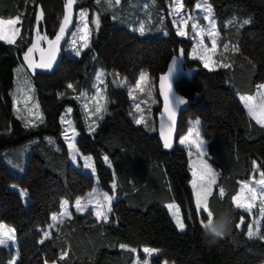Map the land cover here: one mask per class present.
Segmentation results:
<instances>
[{"label": "trees", "instance_id": "trees-1", "mask_svg": "<svg viewBox=\"0 0 264 264\" xmlns=\"http://www.w3.org/2000/svg\"><path fill=\"white\" fill-rule=\"evenodd\" d=\"M141 1L121 0L120 6L125 11ZM197 1L183 0V4L193 9ZM66 2L0 0V18L21 19L16 43L0 40V157H6L17 169L22 159L14 150L25 144L30 147V172L13 173L0 158V223L15 229L16 264H134L144 257L143 247L162 250L151 258V264L264 263V240L248 237L250 216L236 208L232 200L242 182L264 171V126L239 99V94H254L257 85L264 82V0H209L219 20L222 41L232 40L239 49L230 53L229 67L214 70L204 68L198 60H189L191 41L179 37L169 21L163 24L167 35L162 31L153 36L141 35L124 19L116 23L114 15L97 5V0H75V10H89L90 22L94 14H99V26L93 25L91 47L78 58L63 52L56 71H36L32 75L43 122L26 127L14 114V70L23 63L37 12L43 11L40 29L51 40L59 33ZM153 9L159 14L155 5ZM158 16L151 27L159 21ZM233 18L251 22L243 27L226 26V21ZM182 48L185 63L194 73L191 77L183 75L177 84L178 92L188 101L181 114L179 137L187 132L189 119L202 120L208 161L219 173L208 208L214 220L221 214L231 220L229 230L214 243L204 240L200 221L207 220V213L195 204L187 150L177 145L178 140L165 148L158 133L157 117L162 105L159 93L154 131L136 123L138 115L127 88L141 71H147L157 87L159 77ZM99 68L110 76L121 75L126 83L119 85L108 77L107 112L90 131L75 97L92 89ZM69 83L74 89L67 87ZM67 108L74 111L77 150L93 157L101 189L116 193L117 200L107 223L72 208L71 217L44 240L43 231L52 224L63 200L74 205L95 186L94 176L73 166L62 137L61 118ZM114 181L117 186L113 191ZM13 184L26 190L30 198L27 207L19 193L10 188ZM220 188L224 189L222 198ZM171 202L180 209L185 231L179 230L166 206ZM242 217L244 224L236 227ZM12 253L11 248L1 247L0 264H11ZM62 253H66L63 258Z\"/></svg>", "mask_w": 264, "mask_h": 264}, {"label": "rangeland", "instance_id": "rangeland-1", "mask_svg": "<svg viewBox=\"0 0 264 264\" xmlns=\"http://www.w3.org/2000/svg\"><path fill=\"white\" fill-rule=\"evenodd\" d=\"M181 3L183 4V0H181ZM120 4H121V0H120L119 4H115L114 0H112L111 3H109V0H99V3H97V5H99L104 11L114 15L113 18H114L116 23H119L118 22L119 20L124 19L123 22L128 24L132 30L136 31L139 34H141L139 31V28L141 25H143L145 31L141 35L153 36L156 33L161 32V31H162L163 35H167L168 34L167 29H166V27L164 28L163 24H164V21H169L177 34H178V29L184 30L188 33L187 36H180V35H178V36L181 38H185L188 41H191L192 48H191L189 55H188L189 60L190 61L198 60L203 65V61L199 59V56L206 54L204 51L205 48H207L209 50L212 48V43H211L212 37L208 35V31L211 29V24H210L209 19L206 18L207 12L204 10L206 5H211L209 0H198L196 5L200 4L201 8H197L195 5V7L193 9H188L183 4V10L180 12L174 11V9L176 8V0H142L140 3L141 5L136 3V5H134V7L127 8L125 11L122 10ZM154 5H155V8L158 10L159 14L154 11V9H153ZM211 9H212V19L215 22L216 31L219 33V35L216 37L217 47H216L215 53L213 54V53L209 52L207 54L211 55L212 62H214L216 64H221V63L222 64H228L229 55L231 52H233V47L234 46L236 47V43L232 40L222 41V33L219 29V20L215 17L214 10H213L212 6H211ZM40 12H41V10H39L37 12V16L39 15ZM81 12L87 13V17L84 20L81 19V16H80ZM66 14H67V8L65 7L64 16ZM37 16H36V23L34 25L33 33L31 36V40L29 41L28 48L25 49L24 54L26 52H28V49L31 48L33 46V44L37 45L36 49L37 48H44L48 44V42L51 41L40 29V24L43 20V17L39 21V25H37ZM157 16L160 17V18H158L159 21L155 22V26L152 25L153 27H151V24L155 21ZM189 17H191V19H189ZM16 18L17 17L7 18V19L6 18H0V20L9 21V20H15ZM97 18L99 20V14L96 13L92 17V21H91L92 24H91L89 10L87 8L75 10L74 4H73L72 11H71L70 23L67 25L65 33L63 35L65 37V40H66L65 46H64V52L67 56L72 57V58H78L81 56V54L85 50H87L91 47L93 25H94V27H97V25L95 23ZM20 20L21 19L19 17V22H20ZM185 20L187 21V25H185L183 23V21H185ZM233 20L235 22L230 24L229 21H233ZM62 22H63V20H62ZM242 22H239L237 19L233 18L231 20L226 21L225 25L226 26L243 27L244 25L241 26ZM18 23L15 25H9V24L0 25V28H2L5 33L10 35L12 33V31L14 30V28H19ZM85 24H87V26H88V28H87L88 47L82 48L80 55L77 56L75 54L76 49L81 48V46L84 43V41L81 39V37L85 34V32H84V25ZM120 24H123V23H120ZM193 24H196L198 26V29L204 30L202 36L199 33V31H194L192 29ZM37 28H38V31H37ZM19 30H20V28H19ZM59 32H60V30H59ZM38 37H45V38L39 39ZM16 38H17V36L15 37V39ZM201 39L203 41L202 44L200 43ZM73 41H76V43L73 44ZM225 45L228 46L227 49H225V47H224ZM194 49L196 50L195 55H194V51H193ZM182 50H183V55L181 56L180 52H179V56H178L179 59L177 62L179 64V66L182 68L183 74L188 76V77H191L194 73V70L187 67V65L185 63V59H184L185 50L183 48H182ZM31 60L34 63H37L38 57H37L36 53H33V52L31 53ZM218 68L219 67H214L211 70L218 69ZM36 71H37L36 68H35V70H33L29 66V61L25 60L24 55H23V63L18 65L14 70L15 80H14V87L11 91V95H12V98L14 101V114H15V116L20 121H22V123L24 125H26V123H28V122H31L30 126H36V125H39L43 122V113H42V110H41V107L39 104V99H38L39 93H38L37 88L34 85L33 78H32V75ZM142 72H146L148 74L147 82L143 84V87H144L143 92H141L139 89H135V85L138 82L140 74ZM101 73H103V76H100ZM98 77H99V79H98ZM108 77L111 78L115 83H118L119 85L124 84V83H121V81L125 80V78L122 77L121 75H119L117 73H115V74L112 73L110 76L108 72L99 68L95 74L92 89L84 90L82 92L83 95L75 97V99H77L80 103V106L84 112V115H85V118L87 120L89 128L91 127L94 129L99 124V122L105 117V114L107 112L108 101H107V96H106V83H107ZM261 85H264V82L257 85V89H256V92L254 94H239V99H240L242 105L248 111V113H249V110H248V107L246 106V102L243 101L241 99V97L253 96L255 98L254 102L257 105H259L262 102V97H264V88H261L260 87ZM127 88H128L129 94H130L131 99H132L134 111L138 115V119H141V117L143 118V123H139V124L144 125L150 129L155 128L156 124H155V115H154L155 112H154V110L158 106V99H157L158 88L156 87L155 83L151 79L149 73L147 71H141L139 73L136 81L134 83H131L130 85H128ZM133 89H135V90L133 91ZM98 92L100 93L99 97L97 96ZM94 98L99 99V103L103 105V108L96 115H90V113H95L96 107H97V100ZM137 105H139L140 110H137V107H136ZM85 106H87V107H85ZM68 109H71V111L69 112ZM73 114H74L73 109L67 108L66 111L64 112L62 118H61V121L63 123L62 137L64 138V140H65V142L69 148V152H70V155H71V158L73 161V166L76 167L78 170L82 171L83 173L92 175L95 178L94 188L91 191H89L85 196L77 199V200H82V202L87 206L86 211H83V212L79 211V212L82 214H85V215L90 214L94 218H97L95 215V211H96L95 201H96V199H99L101 201V203H104V194L107 193L108 195L114 197V199L111 202V207H112V205H113L112 203L116 200V193H109V192H106V191L101 189L100 184H99V179H98V176H97V173L95 170L93 157L91 155H83L77 151V149H76V138H77L78 132L76 130L75 124L72 121ZM197 120L200 121L198 131H199L200 136L203 138V136H202L203 122L200 118H194V119H189V126H188L187 132L184 135H181L177 141V145L181 148H185L188 152L189 165H190L191 173H192V180L190 182V185L192 187H193V185H192L193 179L197 178V177L193 176V171H196L198 175L201 173V165L199 163L201 157L199 155V150L196 148L195 144H192L190 142L181 143L180 141L183 137L188 135L189 129L193 128V124ZM65 133H67V136L65 135ZM195 139H196V135H195V132H193L191 140H195ZM70 144H74V146H75L74 149L69 147ZM14 151L16 154H20V156H21L20 159H22V160H19L20 164L17 166L18 170L13 165L10 164V162L6 159V157L1 156L0 158L8 165V167L10 168V170L13 173L23 174L25 171L30 172L31 164L29 161H27V159L30 155L29 145L25 144V145L19 147L18 149L14 150ZM204 152H205V154L202 157V159L204 161H206L207 164L211 166L212 170L217 174L215 177V183L211 185V193H212L214 187L216 186L219 173L215 170V168L208 161L207 141H206V145L204 146ZM86 157H91V160L88 162L93 164V166H94L93 168H89V167L85 166L86 165V160H85ZM11 161H13V160H11ZM254 178L259 179V173L253 175V177L250 180L242 182L241 186L245 182L252 181L253 186L255 187L256 185L254 183ZM201 186L207 187V182L206 181L198 182L197 187H201ZM241 186H240V188H241ZM10 188L12 190L16 191L17 193H19V190L22 189V188L18 187L17 185H14V184L10 185ZM193 190L196 194L197 189L193 187ZM260 190L261 189L258 187L257 188L258 194H259ZM210 195L207 197V205H208V200H209ZM21 197L24 201L25 206L27 207L28 204L30 203V198H29L28 194L26 196H21ZM89 200L92 201L91 204L88 203ZM65 201L66 200H63L60 211L55 214L59 218L57 220L52 219L51 227L48 226L43 231V239L44 240H46L50 237L52 230H54L58 225H61L65 219L71 217V215H72L71 209L72 208L76 209V202L74 205H71L70 203L67 202V205H68L67 211L70 213V215L61 216L60 214L62 212H64V202ZM195 204H196V196H195ZM172 205L178 207L177 203H174ZM259 207H260V200L258 198L256 201V207L253 208L250 213L249 212H247V213L250 216L249 225H252L254 230L257 227L256 221H259L258 226H259V231L261 234V225H262V218L263 217H261L259 214ZM178 210H179V216L183 220V217H182V214L180 212L179 207H178ZM208 210H209V208H208ZM242 210L245 211L244 209H242ZM169 211H170L171 216L175 222V218L172 214L173 211H175V208L170 209ZM199 211H204V210H203V208H201ZM244 222H245V220H243V223L240 222V227H242ZM8 227L13 228L11 226H8ZM185 229L184 230L179 229V230L185 231ZM46 232L50 233V235H48L47 238H45ZM255 238L258 239L259 237H255ZM1 247H7V248H11L13 250L11 262L14 260L15 264H16L18 261L16 233H15V240L14 241L10 240L6 245H0V248ZM143 248H145V247H143ZM143 248H142V252H143ZM148 248H151V247H148ZM151 249H156V250H158V252L152 254L151 256H149L143 252L144 257L142 259L137 258L135 260L134 264H144L145 260H147V264H151L150 263L151 258L156 257L162 253V250H160V249H157V248H151ZM164 264H170V263L165 262ZM262 264H264V263H262Z\"/></svg>", "mask_w": 264, "mask_h": 264}, {"label": "snow or ice", "instance_id": "snow-or-ice-1", "mask_svg": "<svg viewBox=\"0 0 264 264\" xmlns=\"http://www.w3.org/2000/svg\"><path fill=\"white\" fill-rule=\"evenodd\" d=\"M112 0H109V3H111ZM115 4H119L120 0H114ZM75 3V0H67L66 2V8H67V14L64 16L63 22L61 24L60 27V32L59 34L56 36L55 41H49V57L47 60L44 59L43 56H41V61L39 64L34 63L31 60V53L36 49L37 45L33 44V46L31 48L28 49V52H26L24 54V58L25 60L29 61V66L35 70V68H51L53 61L55 60V54L56 51H58V46H59V42L60 40L63 38V35L65 33L66 27L67 25L70 23V18H71V11H72V6ZM97 3H99V0H97ZM197 8H201L200 4L196 5ZM183 10V4L181 3V0H176V8L174 9L175 12H180ZM204 10L207 12V19H209L210 24H211V29L208 31V35L212 37V48L209 50L207 48L204 49L205 51V55H201L199 56V59L203 61V66L204 68L207 69H212L214 67H229V65L227 64H216L214 62H212V57L211 55H208L207 53H215L216 51V37L219 35V33L216 31V25L214 20L212 19V9H211V5H206ZM81 19L84 20L87 17V13L86 12H81L80 13ZM43 17V11L41 10V12L39 13V15L37 16V25H39V21L42 19ZM189 19H191V17H189ZM19 22V17H17L15 20H9V21H2L0 20V25H4V24H9V25H15ZM235 21H229V23H234ZM250 20H244L241 23V26L250 23ZM97 27L99 26V20L97 18V20L95 21ZM183 23L185 25H187V21H183ZM87 24L84 25V32L85 34L81 37V39L84 41L83 45L81 46V48H77L76 49V55L79 56L81 53L82 48H87L88 47V33H87ZM192 29L194 31H199V33L203 34V29H198V26L196 24L192 25ZM19 28H14V30L12 31V33L9 35L7 33L4 32V30L2 28H0V40H4L6 41L8 44H15L16 43V39L15 37L17 35H19ZM38 31V28H37ZM139 31L141 34L144 33L145 29L143 27V25L140 26ZM178 35L180 36H187L188 33L184 30H180L178 29ZM39 39H44L45 37H38ZM202 39H201V44H202ZM76 41H73V44H75ZM225 49H227V45L224 46ZM194 55L196 53V50L194 49ZM233 51H239L238 47H233ZM180 55H183V50H180ZM179 58L174 59L172 61V66L168 69V72L160 77V89L161 92L164 95V111L165 113L168 114V119L174 123L175 121V111L170 103L169 100V96L172 93L173 89H172V78H173V74L176 71L177 68V61ZM100 76H103V73L100 74ZM99 79V77H98ZM148 79V74L146 72H142L140 74L139 80L135 85V89H139L141 92L144 91V87L143 84L147 82ZM121 83H126V80H122ZM68 88H73L74 89V85L69 83L67 85ZM261 88H264V85L260 86ZM133 89V91L135 90ZM63 95V94H62ZM83 95V93L81 94ZM97 96H100V93H97ZM97 100V107H96V111L95 113H90V115H96L97 113H99L101 111V109L103 108V105L99 103V99L94 98ZM241 99L243 101L246 102V106L248 107L249 113L250 115L256 120V122L258 124L264 125V97H262V102L257 105L254 101L255 98L253 96H243L241 97ZM177 102L179 104H184L186 101L182 98H177ZM38 107V106H37ZM87 107V106H85ZM137 110L139 109V105L136 106ZM68 111L70 112L71 109H68ZM163 115V114H162ZM39 118V117H38ZM136 123H143V118L141 117V119H138L136 121ZM31 122L26 123V127L30 126ZM200 121L197 120L194 122L193 124V128L189 129V133L188 135H186L185 137H183L181 139V143H185V142H190L192 144H195L196 148L199 150V155L201 157L199 163L201 165V173L198 175L196 171H193V176L197 177L196 179H193L192 181V185L194 188H196V206L197 209L200 210L201 208H203V210L207 213V220H201L200 223L202 225V227H208L210 226L213 221V213L211 211L208 210V205H207V197L211 194V185L215 183V177H216V173L212 170L211 166L207 164L206 161H204L202 159V157L204 156L205 152H204V146L206 145V141L200 136L199 131H198V127H199ZM90 131L94 130L93 128L90 127L89 129ZM74 131V130H73ZM193 132H195L196 135V139L195 140H191L192 134ZM164 136V147L165 148H170L172 146L171 144V140H170V135H166L163 132L161 133ZM65 135L67 136V133H65ZM70 148L74 149V144H70L69 145ZM86 167L89 168H93V164L89 163L88 161L91 160V157H86ZM105 160H107V157H105ZM255 165V162H254ZM257 171L259 166L255 165ZM207 182V187H197L198 182ZM254 183H255V187L253 186V182L249 181V182H245L242 184L240 191L237 195L232 197V200L234 202V205L236 208H241L244 209L246 212H251L253 208L256 207V201L259 198L260 200V207H259V214L261 217H264V171H259V179H255L254 178ZM260 188V192L258 194L257 192V188ZM113 188H115V184H113ZM19 194L21 196H26L27 192L26 190H19ZM219 195L222 198L224 196V189L220 188L219 189ZM114 199L113 196L108 195L107 193L104 194V203H101V201L99 199H96L95 203H96V211H95V215L97 217L98 220L103 221L104 223H107L109 220V213L112 211L111 209V202ZM89 204L92 203L91 200L88 201ZM67 201L64 202V212H62L60 215L61 216H66V215H70V213L67 211ZM168 207L170 209L175 208V211H173V216L175 218V223L177 225V227L180 230H184L186 228L185 223L183 222V220L180 218L179 216V210L177 206L174 205H168ZM76 209L78 211H86L87 210V206L82 202V200H77L76 201ZM59 217L56 216L55 214L53 215L52 219L53 220H57ZM241 223H243V217L241 218ZM257 227L253 228L252 225H248L247 226V235L249 238H255V237H259L260 239H264V235L260 234L259 231V221H256ZM51 227V225H50ZM236 227H240V224H237ZM50 235V233H45V238H47V236ZM10 240H15V229L8 227L7 225L0 223V245H6ZM41 243H43V240H41ZM121 248H127L126 245H121ZM132 252H136V249H131ZM143 252L149 256H151L154 253H157L158 250L156 249H151L148 247L143 248ZM66 255V253H62L61 258H63V256ZM11 264H15V261L13 260L11 262ZM144 264H147V260L144 261Z\"/></svg>", "mask_w": 264, "mask_h": 264}, {"label": "water", "instance_id": "water-1", "mask_svg": "<svg viewBox=\"0 0 264 264\" xmlns=\"http://www.w3.org/2000/svg\"><path fill=\"white\" fill-rule=\"evenodd\" d=\"M56 37L51 39V41H55ZM65 37L63 36V38L60 40L59 42V46H58V51H56L55 54V60L53 61L52 67L49 68H36L38 72H42V73H52L54 71L57 70V68L59 67L62 57H63V52H64V46H65ZM33 53L37 54L38 57V61L36 64H39L41 61V56L44 57L45 60L48 59L49 57V43L44 47V48H37L33 51ZM172 66H169V68ZM168 68V69H169ZM168 72V70L162 74L161 76L165 75ZM183 71L182 68L179 66L178 62H177V68L176 71L173 74V78H172V93L169 96V100L170 103L175 111V121L174 123H172L169 119H168V114L165 113L164 111V95L161 92L160 89V77L157 81V88H158V93L161 99V112L159 113L158 117H157V128H158V133L164 143V136L161 134L162 132L166 135H170V140H171V144L174 145L175 142L178 140L179 137V124H180V118H181V114L182 112L186 109L188 101L187 99L181 95L178 90H177V84L179 82V80L181 79V77L183 76ZM177 98H182L184 99L186 102L184 104H179L177 102ZM163 114V115H162Z\"/></svg>", "mask_w": 264, "mask_h": 264}, {"label": "clouds", "instance_id": "clouds-1", "mask_svg": "<svg viewBox=\"0 0 264 264\" xmlns=\"http://www.w3.org/2000/svg\"><path fill=\"white\" fill-rule=\"evenodd\" d=\"M231 226V220L226 214H221L213 223L203 228L204 240L206 243H214L222 238Z\"/></svg>", "mask_w": 264, "mask_h": 264}, {"label": "crops", "instance_id": "crops-1", "mask_svg": "<svg viewBox=\"0 0 264 264\" xmlns=\"http://www.w3.org/2000/svg\"><path fill=\"white\" fill-rule=\"evenodd\" d=\"M19 32H20V31H19ZM17 37H18V35H17ZM16 39H17V38H16ZM140 125H141V124H140ZM151 130H154V131H155V130H156V126H155V128H151ZM76 149H77V147H76ZM77 151H78V150H77ZM78 152H79V151H78ZM72 162H73V161H72ZM109 165H110V167H112L111 164H109ZM113 184H115V188H113ZM116 186H117L116 181H114V182L112 183V185H111L113 191L116 190ZM192 188H193V187H192ZM193 193H194V198H195L196 194H195L194 190H193ZM116 200H117V196H116ZM116 200H115V201H116ZM115 201H114V202H115ZM114 202H113V203H114ZM113 203H112V204H113ZM174 203H175V202L167 203V204H166L167 208L170 210V208L168 207V205H172V204H174ZM204 212H205V211H204ZM205 213H206V212H205ZM81 214H82V213H81ZM109 216H110V213H109ZM50 264H55V263H50Z\"/></svg>", "mask_w": 264, "mask_h": 264}]
</instances>
